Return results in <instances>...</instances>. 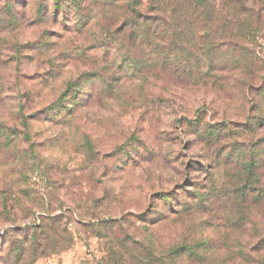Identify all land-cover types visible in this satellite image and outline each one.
<instances>
[{
    "label": "rangeland",
    "instance_id": "374dc122",
    "mask_svg": "<svg viewBox=\"0 0 264 264\" xmlns=\"http://www.w3.org/2000/svg\"><path fill=\"white\" fill-rule=\"evenodd\" d=\"M114 1L0 0V264H264V0L180 50Z\"/></svg>",
    "mask_w": 264,
    "mask_h": 264
},
{
    "label": "trees",
    "instance_id": "16d2710c",
    "mask_svg": "<svg viewBox=\"0 0 264 264\" xmlns=\"http://www.w3.org/2000/svg\"><path fill=\"white\" fill-rule=\"evenodd\" d=\"M53 14L61 9V4L69 2L72 5V12L80 15L75 8L78 6L79 0H63L60 3L58 0H52ZM114 0H104V7H110L114 4ZM128 4L125 8L116 12V16L125 20L121 32L125 35L128 26H134V20L140 21L141 25L137 24L139 28L136 29L134 34L133 46L135 43L141 47L142 45L149 50L152 49L153 43L157 45L160 42L162 45L166 41V33L169 34L167 39L172 43L171 47H177V50L183 49L187 44L196 45L198 41L208 40L213 35L219 34V30L216 25L218 21L217 15H219L220 4L219 0H127ZM129 9L132 11V15L128 16ZM139 10V11H135ZM135 11V13H134ZM150 12L152 16H146L144 18L143 12ZM141 12V15H140ZM128 14V15H127ZM154 17V22H149ZM124 18V19H123ZM128 18V19H125ZM144 18V19H143ZM121 20V21H122ZM128 20V21H127ZM165 28L163 31L162 29ZM141 29L143 31H141ZM162 30V31H161ZM160 31V32H159ZM159 32V36L156 35ZM187 43V44H186ZM152 52V51H151ZM153 53V52H152ZM156 55L166 57L165 53L158 52ZM180 56H175L174 60H178ZM198 62V59L197 61ZM141 64H130L129 70L131 73L137 72L141 74ZM48 110L53 113L70 115L73 110L63 105L62 100L56 101L49 106ZM209 139H214V131L206 130L203 134ZM227 156V155H226ZM253 157L248 161V165L252 167ZM133 240V237H131ZM118 253H122L119 255ZM147 258H137L125 255L122 251L114 253L109 251L108 254L100 259L97 264H170L173 262L175 255L174 251L169 253V260L166 262L163 259H151L152 254ZM185 254L179 258H184ZM130 257V258H127ZM166 262V263H163Z\"/></svg>",
    "mask_w": 264,
    "mask_h": 264
}]
</instances>
